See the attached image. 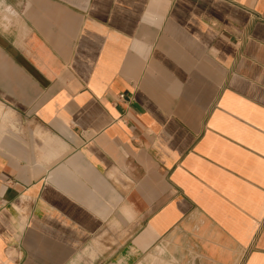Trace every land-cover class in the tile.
<instances>
[{
  "label": "crops",
  "instance_id": "0c3cea01",
  "mask_svg": "<svg viewBox=\"0 0 264 264\" xmlns=\"http://www.w3.org/2000/svg\"><path fill=\"white\" fill-rule=\"evenodd\" d=\"M0 264H264V0H0Z\"/></svg>",
  "mask_w": 264,
  "mask_h": 264
},
{
  "label": "built area",
  "instance_id": "2783aa9c",
  "mask_svg": "<svg viewBox=\"0 0 264 264\" xmlns=\"http://www.w3.org/2000/svg\"><path fill=\"white\" fill-rule=\"evenodd\" d=\"M120 97H122V95H120Z\"/></svg>",
  "mask_w": 264,
  "mask_h": 264
}]
</instances>
